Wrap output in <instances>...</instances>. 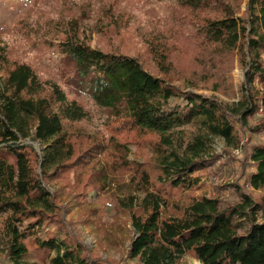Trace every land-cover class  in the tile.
I'll use <instances>...</instances> for the list:
<instances>
[{
    "label": "trees",
    "instance_id": "obj_1",
    "mask_svg": "<svg viewBox=\"0 0 264 264\" xmlns=\"http://www.w3.org/2000/svg\"><path fill=\"white\" fill-rule=\"evenodd\" d=\"M180 2L193 8L212 3L221 9L220 16L205 19L204 34L222 51L239 52L245 68L244 100L227 105L183 92L148 72L137 58L93 48L78 31L66 29L60 47L79 75L89 80L95 103L112 112L104 143L95 135L64 132L62 119H82L83 108L69 101L59 84L43 81L30 65L17 64L0 78V144L5 145L0 148V217L8 214L4 235L10 264H121L103 260L78 241L60 207L64 194L82 206L91 191L103 190L110 182L119 183L124 193L113 196L115 216L125 214L131 222L128 256L139 264H180L187 254L202 264H264V201L251 193L264 189V141L252 144L237 166H229L218 154L190 159L179 150H197L207 142L198 134L186 145L184 126H197L230 144L240 142L238 132L253 136L264 131V0H249L244 17H237L225 0ZM6 54L0 46V69L8 62ZM154 54L163 69L165 61L158 50ZM47 88L50 97L32 100ZM21 114L36 121L35 139L42 143V153L21 143L30 136ZM132 145L138 156L147 147L153 156L136 161L130 157ZM217 169L240 172L235 182L217 185V196L199 198L193 173L214 174ZM126 175L130 180L121 186ZM53 183L60 184L58 191L52 192ZM85 211L97 214L95 223L106 233L105 209ZM242 219L249 223L243 233ZM25 222L28 228L22 229ZM86 222L93 221L89 217ZM44 225H55L63 238L37 237ZM35 257L39 261L30 260Z\"/></svg>",
    "mask_w": 264,
    "mask_h": 264
},
{
    "label": "rangeland",
    "instance_id": "obj_2",
    "mask_svg": "<svg viewBox=\"0 0 264 264\" xmlns=\"http://www.w3.org/2000/svg\"><path fill=\"white\" fill-rule=\"evenodd\" d=\"M225 1L235 8L237 17L246 15L249 0ZM220 11L212 3L193 8L181 4L180 0H0V46L4 47L8 58V62L0 69V78L5 76L6 70L14 69L17 64L30 65L43 81L59 84L69 101H75L83 108L82 119H62L64 132L69 136L76 133L95 135L106 143L110 136L107 123L112 112L95 103L89 92V80L79 75L75 62L60 47L66 38V29H72L78 31V37L93 48L137 58L148 72L183 92L192 91L233 105L245 98V68L241 56L236 50L225 52L209 43L203 30L205 19L213 15L220 16ZM154 50H158L159 58L165 61L163 69L158 64ZM257 85L261 87L259 82ZM50 94L47 88L40 95L33 96L32 100L50 97ZM21 115L30 134L22 138L21 143L32 145L42 153L44 147L35 139L36 121ZM252 125L250 122L246 129ZM181 131L188 143L186 145L192 143L198 134H204L207 140L206 145L197 150L185 147L179 149L183 157L196 159L201 155L210 157L218 154L229 166L240 165L250 153V146L264 141V131L253 136L250 131L246 135L238 132L240 142L235 141L234 144L193 125L184 126ZM3 147L5 145L0 144V148ZM5 156L14 162L11 154ZM146 156H153L149 147L142 156H138L137 148L131 146L130 157L145 162ZM239 172V169L226 170L225 173L217 169L214 174L210 171L195 172L192 175L195 181L194 194L199 198L215 197L217 185L235 182ZM129 180L128 175L124 176L121 186ZM118 186L119 183L110 182L103 190L91 191L82 206L66 193L60 200V207H63L62 214L68 229L90 252L98 254L103 260L139 264L138 260L128 256L129 244L134 235L131 222L125 220V214L121 218L115 216L113 196H124ZM50 188L52 192L58 191L60 184L53 183ZM251 193L256 199L264 201V189L251 190ZM139 195L140 198L144 197L143 194ZM89 207L105 209L103 222L107 225L106 233L95 223L98 217L95 212L91 216L86 214L85 209ZM7 217V213L0 217V264H10L8 241L4 235ZM89 217L93 222H86ZM240 223V232L243 233L249 223L245 219ZM28 224L25 222L22 229H27ZM37 237L63 238L55 225H44L43 229L37 230ZM30 260L39 261L37 257ZM180 264L202 263L187 254Z\"/></svg>",
    "mask_w": 264,
    "mask_h": 264
},
{
    "label": "water",
    "instance_id": "obj_3",
    "mask_svg": "<svg viewBox=\"0 0 264 264\" xmlns=\"http://www.w3.org/2000/svg\"><path fill=\"white\" fill-rule=\"evenodd\" d=\"M38 152L40 151L38 148H37Z\"/></svg>",
    "mask_w": 264,
    "mask_h": 264
}]
</instances>
